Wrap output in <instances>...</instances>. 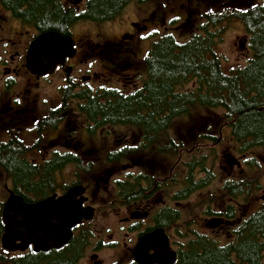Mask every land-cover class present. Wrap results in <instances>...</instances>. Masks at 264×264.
Here are the masks:
<instances>
[{"label":"flooded vegetation","instance_id":"af4514ba","mask_svg":"<svg viewBox=\"0 0 264 264\" xmlns=\"http://www.w3.org/2000/svg\"><path fill=\"white\" fill-rule=\"evenodd\" d=\"M170 6L0 0V264H196L203 250H226L241 237L251 214L264 218V143L248 150L250 161L230 137L237 160L223 148L225 123L182 124L179 96L206 93L195 79L174 83L176 102L164 103L153 63L166 39L173 54L184 42L181 5L176 13ZM183 20L189 39L198 31L189 13ZM47 33L69 39L67 55L51 72H31L29 48ZM250 162L251 187L242 169ZM74 218L56 247L23 227ZM40 234L51 237L49 228Z\"/></svg>","mask_w":264,"mask_h":264},{"label":"trees","instance_id":"16d2710c","mask_svg":"<svg viewBox=\"0 0 264 264\" xmlns=\"http://www.w3.org/2000/svg\"><path fill=\"white\" fill-rule=\"evenodd\" d=\"M227 7L215 14L206 13L204 22L197 27L198 32L177 46V53H172L174 48L168 44L170 39H166L165 52L156 57L153 69L164 80L166 106L176 102L170 90L174 83L183 85L195 79L206 88L203 94L189 92L179 96L181 116H188L187 108L193 106L220 111L230 137L239 145L240 152L245 153L254 145L264 143V0L253 5ZM229 19L242 24L250 57L243 67L225 73L216 54L217 29L209 28H216ZM256 218V214L247 218L243 235L226 250H203L196 256V264H264V218L260 221ZM224 252L227 257L229 254L227 259Z\"/></svg>","mask_w":264,"mask_h":264},{"label":"rangeland","instance_id":"374dc122","mask_svg":"<svg viewBox=\"0 0 264 264\" xmlns=\"http://www.w3.org/2000/svg\"><path fill=\"white\" fill-rule=\"evenodd\" d=\"M168 1L169 5H171L170 9H174V13H176L178 10V4L181 5L182 19L179 31V38L181 41H185L190 35V30H192L189 24H187V22L183 20L185 12L191 15L192 24H195V27L197 28L198 25L204 22L203 15L205 13L215 14L224 10V8H228V5H237L238 7H241L242 5H253L259 2V0H178V4H173L174 0ZM175 1L177 2V0ZM167 3L168 2H166V4ZM86 26L90 25L88 24ZM209 29H211L212 31H214V29H217L216 31L218 32V34L216 35L219 40H217L216 44V54L220 59L223 71L225 73H230L231 71H234L237 68L243 67L250 57V51L248 49L247 42H245L243 51H238V39H236V37L239 39H247L242 24L236 19H229L228 21H223L222 23H220L218 27H210ZM205 122L211 123L213 126L218 128L220 125H222L220 111L217 110L216 112H214L206 110H195L189 113L188 116L181 118V123L186 125H188V123L192 124ZM181 127L183 128L185 126L182 125ZM185 136L188 137V135ZM223 141V148L228 147L229 152L232 153L237 160L240 159L241 156L239 153H237V147L235 143L231 140L226 130L223 131ZM258 153L260 154L261 158L264 159V147H262L258 151ZM245 156L246 158H250L251 161L254 156V151H248ZM251 164L252 163L250 162L249 167L246 165L242 168L244 170L243 178L251 181L250 187L252 186V181L254 178V172L252 170ZM221 174L223 173L221 172ZM233 174L237 176V172H234ZM262 183L264 184V181H262ZM260 194L253 195L249 198L248 201H244L245 214L251 213L253 208L257 206L256 200L259 201Z\"/></svg>","mask_w":264,"mask_h":264},{"label":"water","instance_id":"95a60500","mask_svg":"<svg viewBox=\"0 0 264 264\" xmlns=\"http://www.w3.org/2000/svg\"><path fill=\"white\" fill-rule=\"evenodd\" d=\"M69 39L63 36H60L56 33H47L42 36H40L33 44L30 46L28 54H27V68L31 72H35L38 74H43L46 72H51L53 68L56 66L58 62H61V60L67 55L66 47ZM246 39H238V51L242 52L244 49ZM43 46H48V54L47 60H40L38 58V54H40L41 48ZM64 200V199H63ZM63 200H60L62 202ZM27 216L29 217V213L31 211L30 207L25 208ZM7 212V210H6ZM71 220V218H70ZM74 221L70 222H64V223H58L53 224L49 223L48 225L45 224H36L31 221H27L24 223L23 227L25 229V233L29 235V230L33 233L36 231L37 238L39 243H46L49 247H56L59 246L63 241V239L66 237V233L69 231L70 226L74 225L77 219H72ZM8 230L10 231L13 227V222H6ZM48 228L51 233V237H49V240L43 237L40 233L45 235L48 232ZM8 231V233H9ZM7 233V234H8ZM69 234V232H68ZM67 234V235H68ZM69 236V235H68ZM4 243L7 246V244L10 243V240L8 236H5Z\"/></svg>","mask_w":264,"mask_h":264}]
</instances>
